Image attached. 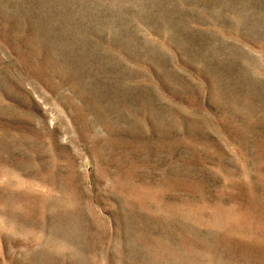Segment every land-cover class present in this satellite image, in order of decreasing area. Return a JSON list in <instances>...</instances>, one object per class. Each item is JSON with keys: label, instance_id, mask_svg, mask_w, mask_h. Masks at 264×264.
Instances as JSON below:
<instances>
[{"label": "rangeland", "instance_id": "obj_1", "mask_svg": "<svg viewBox=\"0 0 264 264\" xmlns=\"http://www.w3.org/2000/svg\"><path fill=\"white\" fill-rule=\"evenodd\" d=\"M0 264H264V0H0Z\"/></svg>", "mask_w": 264, "mask_h": 264}]
</instances>
